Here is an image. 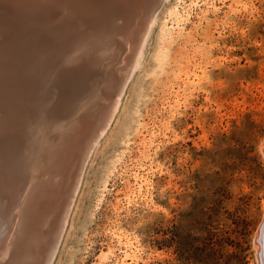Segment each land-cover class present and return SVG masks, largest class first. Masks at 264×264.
<instances>
[{
	"label": "rangeland",
	"instance_id": "obj_1",
	"mask_svg": "<svg viewBox=\"0 0 264 264\" xmlns=\"http://www.w3.org/2000/svg\"><path fill=\"white\" fill-rule=\"evenodd\" d=\"M22 1L0 0L2 87L14 89L32 76L31 61L40 63L35 93L22 108L19 128L28 138L19 141L21 160L26 155L32 174L43 168L58 140L53 111L60 102L77 101L68 127L96 108L94 120L105 123L73 204L58 217L63 223L46 216L38 229L47 227V244L29 241L35 247L22 252L25 241L5 243L14 229L7 218L0 264L7 257L6 264H259L253 238L264 215V0H156L136 67L148 16L132 51L119 32L117 0H96L87 16L85 3L74 7V0ZM80 49L93 55V80L73 76L75 88L91 87L81 95L66 76ZM29 109L42 110L31 123Z\"/></svg>",
	"mask_w": 264,
	"mask_h": 264
},
{
	"label": "bare ground",
	"instance_id": "obj_2",
	"mask_svg": "<svg viewBox=\"0 0 264 264\" xmlns=\"http://www.w3.org/2000/svg\"><path fill=\"white\" fill-rule=\"evenodd\" d=\"M8 1H10V0H8ZM13 1H15V0H13ZM31 1L32 0H29V1L27 0V2H30V3H31ZM105 1H107V0H105ZM112 1H115V0H112ZM117 1L119 2L118 5H120V8L123 11V18L121 17L123 20V23L119 28V32L122 34V37H124L127 40L128 47L133 46V48H132V51H133V50H135L134 47H136L134 40H135V37L137 35V31H138L137 29H140L139 25H141L143 18L145 19L146 16L149 17L150 10L152 9L151 7L156 0H117ZM117 1H115V3ZM21 2L23 3L22 0H21ZM32 2H35V1H32ZM156 2H158V1H156ZM76 3H79V5L83 4V3L87 4V2H85L84 0H74V4H75L74 7L78 6ZM16 4H15V6H16ZM27 4H29V3H27ZM106 4H108V3H106ZM22 5H24V4H22ZM176 6H178V5H176ZM86 7H88V6H86ZM95 10H97V9L95 8ZM74 11H73V13H74ZM79 11H81V10H79ZM92 11H94V9L91 10V12ZM76 12H75V14H76ZM81 12L83 13V11H81ZM91 12L89 14L94 13V12L93 13H91ZM172 12L175 13L177 17L181 16L179 14V12L177 11L175 6H174V9ZM43 14H45V13H43ZM119 14H121V13H119ZM25 20H28V19L26 18ZM184 21H186V20H184ZM154 22H155V13L150 15L149 22H148L147 26L145 27L146 29L145 28L143 29L145 31V32L143 31V33L145 34V38L143 37L144 35H142V37L144 39L142 38V40H140L141 34L139 36V38H140L139 40L141 42H139L138 45H140V46H137L138 50H136L135 67L137 66L138 61L141 57L143 48H144L145 43L147 41V38H148V35L150 33L152 24ZM118 27L119 26H117V28ZM27 31L29 32L28 29H27ZM85 53H88V52H85ZM89 53H90V51H89ZM89 53L84 54L82 49H80L79 51H76L74 58H73L75 61L73 71H71V74L66 75L70 79V81H68L70 84V88L73 87L72 90L76 94H79V95L84 94V92L86 93V91H88L91 87L87 86V84H86L85 89L82 91V84L79 83L78 86L79 85H81V86L79 88H78V86L75 88V84L72 82L74 79L73 76L76 77V80H81L82 82H86L84 80L88 81L89 79L93 80V77H91L93 72L91 73V71H90V66L92 63V59H91L92 57L91 56H93V55H90ZM96 57L98 59V55ZM34 62H37V61L34 60ZM122 62L124 63L125 59ZM31 63H32L31 64L32 76L27 77V78L25 77V79H23L21 82L16 81V84L14 85L15 86L14 89H12L11 85L6 87L7 90L5 88H3L2 82L0 79V224L9 217L13 218L12 222H14L13 223L14 229L10 233V237L5 239V243L8 242V244H9L11 241H14L16 243V241H18V240L20 242L25 241L24 242L25 243V250L22 249L23 250V251L21 250L22 252L26 251V247L28 245L33 246L32 244L29 243V241H31V242L37 241V243H38V241H43V242L46 241L47 237L43 238L44 237L43 235H45V232H46L45 229L47 227L44 229V231H40V229H38V228H40V225H42L43 219L46 216H48L50 214L53 218V222L55 220L57 225H58V223H60L59 222L60 217L62 219L64 218L61 215L64 213L63 210H66L67 212L69 211L71 204H73L72 200L74 199V195H75V193H77L76 192L77 188H78V186H80L79 183H80V179L82 177L83 171H84L85 164H86L88 157L90 156V154H91V152L95 146V143L97 142L98 138L100 137V135L103 132L102 127H104L103 124L105 123V122H101V123L99 122V124H98V122L96 121L98 118L94 120L95 115H96L95 113L97 112L96 109H99V108H96V109H94L96 112L94 111L92 113H89V115L87 116V118H89V119L92 116V118H93V120L91 119L92 121H89V119H87V118L86 119L83 118L82 122H81V121H79V120H81V118H77L78 120L75 121L74 125L72 127H68L67 126L68 124L66 123V120H67L66 118H68L70 116V113L73 112V111L71 112V109H75L74 106H75V102L77 103V101H72L69 99L70 102L68 104H63V102L61 103L59 101L60 103L57 105V107L53 111V113L56 112L55 115H58V117L60 118V121H59L60 126L58 128L57 136H56L58 138V140L53 145V147L51 146V149L49 151L47 150V152H49V154L47 153V155H49V158H48V160H46L45 164H43V168L40 169L37 173L35 172V174H32V169H30V166L28 165L29 162L27 160L26 155H25V162H24L21 160L22 158L20 157L19 152H17L21 146L20 145L21 143H19V141L21 140V142H22V139L24 137H25V140L28 138V133L26 131L27 129L25 130V135H23V133L20 131L21 129L19 128V126L21 125L20 123L22 122L21 116H22L24 109H25L23 104L25 102H27L28 100H30L29 98L32 96L33 93H35L34 88H36L35 86L37 84L36 79H35V74H34L35 70L33 71V69L38 68V64H40V63L34 64L32 61H31ZM129 65H131V64H129ZM124 67H125V65H124ZM130 68H132V67H130ZM95 76H96V74H95ZM86 83H88V82H86ZM123 83H125V82H123ZM22 99H25V101H23ZM22 108H24V109L22 110ZM41 109H43V107ZM41 109H40V111H39V109L38 110L29 109L28 112H26L27 116H29V118H27L29 123H31L34 116L37 118L42 113ZM22 120H25V118L23 119V116H22ZM98 121H101V119L100 120L98 119ZM33 122H34V120H33ZM25 124H26V122H25ZM30 127H31V124L29 126V130H30ZM105 127H107V126H105ZM26 148L27 147L25 144V151H26ZM47 148H50V147H47ZM27 150H28V148H27ZM44 156H46V155H44ZM23 181H25V186H24L25 187V190H24L25 193H24V195L22 193V195H21L22 197L19 198L16 193H18V189L21 186ZM21 191H22V189H21ZM13 208L15 209V213H18L15 215V213L13 212L14 217L12 214ZM48 217H50V216H48ZM58 217H59V219H58ZM47 219L49 220V218H47ZM44 221H45V219H44ZM7 223H8V221H7ZM61 223H63V222H61ZM61 223H60V225H61ZM9 224H10V221H9ZM50 225H53V224H50ZM10 226H11V224H10ZM55 229L58 230L57 227ZM42 230H43V228H42ZM51 230L53 232V228H51ZM46 234H47V232H46ZM53 234H55V233H53ZM48 235H49V233H48ZM255 236H256V234H255ZM55 237H56V235H55ZM52 238H53V236H52ZM54 241L55 240H53V242ZM256 242H257V247H258V250H257L258 253H256V254H258L257 256L259 258V260H258L260 262L259 264H264V224H263V227L261 230L260 241H256ZM256 242L254 243V245H255L254 247H256ZM1 243L3 244L2 241H1ZM37 243H36V245H37ZM55 243H56V241H55ZM44 244L46 245L47 243L45 242ZM10 245L12 246V244H10ZM18 245L19 244H17V246ZM39 245H40V243H39ZM45 245H43L44 249H46ZM22 246H21V248H22ZM54 246H55V244H54ZM9 247H8V249H9ZM34 247L35 246H33V248ZM39 247L41 248L42 246H38V248ZM13 248H14V246H13ZM13 248H11V249H13ZM36 248H37V246H36ZM47 248L49 250V245ZM18 249L20 250V247H18ZM30 249H32V248L30 247ZM30 249L28 251H30ZM35 249H32V251H34ZM41 249L43 250V248H41ZM54 249H57V248H54ZM14 250H17V249H14ZM37 251H38V249H37ZM46 252H47V250H45V253ZM50 252L54 253L53 250L49 251V254H50ZM26 253H28V252H26ZM34 253L36 254L38 252H34ZM39 256H42V255H39ZM39 256H37V257H39ZM10 257H13V254ZM24 257H26V256H24ZM28 257H29V255H28ZM28 257H27V259H30ZM45 257H46V255H45ZM5 258H4V261H6ZM8 258L9 257H7L6 263L8 262ZM12 259L13 258H10L9 260H12ZM32 259H33V257H32ZM34 260H35V257H34ZM31 261H33V260H31ZM31 261H29V262H31ZM37 262H36V264H37ZM39 262H38V264H40ZM129 262L127 261V263H129ZM9 264H11V263H9ZM27 264H29V263H27Z\"/></svg>",
	"mask_w": 264,
	"mask_h": 264
},
{
	"label": "water",
	"instance_id": "obj_3",
	"mask_svg": "<svg viewBox=\"0 0 264 264\" xmlns=\"http://www.w3.org/2000/svg\"><path fill=\"white\" fill-rule=\"evenodd\" d=\"M85 2L88 3V6H90L88 9H86V5H84V8L83 9V14H85V16H87L86 14L89 12L95 7L96 5V0H84ZM90 3V4H89ZM78 6H79V3H76ZM105 4L103 1L101 2V5ZM83 7V6H82ZM93 7V8H92ZM102 10V8H99L98 9V13H99V16L101 15L100 14V11ZM105 14V12H104ZM103 15V14H102ZM101 15V16H102ZM28 49L30 47V44H28ZM30 56V55H29ZM263 224H264V215H263V218L261 219L260 223L258 224L257 226V236L254 235V238H253V241H260V236H261V230H262V227H263Z\"/></svg>",
	"mask_w": 264,
	"mask_h": 264
}]
</instances>
